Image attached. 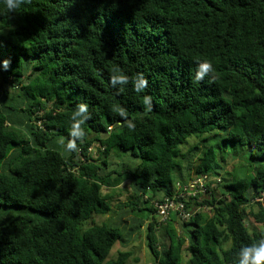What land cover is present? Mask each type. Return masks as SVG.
Returning <instances> with one entry per match:
<instances>
[{
    "label": "trees",
    "instance_id": "1",
    "mask_svg": "<svg viewBox=\"0 0 264 264\" xmlns=\"http://www.w3.org/2000/svg\"><path fill=\"white\" fill-rule=\"evenodd\" d=\"M4 59L0 264H125L130 251L108 260L121 222L86 226L115 204L133 215L129 235L146 227L152 264H238L264 234L250 223L264 225V0H30L13 12L0 0ZM113 65L127 83L110 84ZM80 102L85 136L66 151ZM204 175L220 181L183 199L182 232L175 212L160 223L155 198ZM125 181L131 196L117 203Z\"/></svg>",
    "mask_w": 264,
    "mask_h": 264
},
{
    "label": "rangeland",
    "instance_id": "2",
    "mask_svg": "<svg viewBox=\"0 0 264 264\" xmlns=\"http://www.w3.org/2000/svg\"><path fill=\"white\" fill-rule=\"evenodd\" d=\"M197 141H198L197 139L192 140L190 144H187L186 146L182 148V151L187 152L190 146L196 143ZM91 150L94 155L97 154L98 150L96 146H94ZM230 166H232V164H230ZM247 170L248 169L245 165H239L238 175L241 176ZM195 180L190 182V184L186 187L187 189L185 191H179L180 193H184L187 196L186 198H188L190 193L198 189V185L194 183ZM178 187L179 189H181L180 185H178ZM115 190L119 192L116 198L117 200L115 201V202L119 201L117 203L126 202L130 198L131 193H132V188H131L129 181L123 182L121 187H118ZM162 199H163L162 195H158V197H156L154 200V206L157 200H162ZM113 208H114V212L107 214V215H93L89 219V221L86 223V226H90L93 224H102L105 222L106 223L110 222L113 224L121 222L120 226L123 228L122 231L124 234L123 240L121 241L119 240L115 243V245L113 246L109 254L108 260L116 259L120 251H130L132 253L131 258L125 264H152L154 261V258L148 248L147 237H146V227L142 228L140 233L135 232L134 234L129 235L128 231L131 226L130 221L133 215L131 213H124L125 211H127V209H124V211L120 210L119 208L116 207V204L113 206ZM255 210H258V207H256ZM154 215L156 216L157 220H159L160 222V217L158 215L157 210L154 213ZM171 215L169 219L166 220L167 223L171 221L170 220ZM176 219H177L176 222H173V224L176 228H178L182 232L184 221L182 218H179V216H177ZM166 222H160V223L165 224ZM167 223L165 224V226L167 225ZM250 223L252 226L264 228V225L257 222L254 216H250ZM159 241L161 242L160 243L161 247L169 245V240L167 236H164V237L160 236ZM184 259H185V262L188 259V257L186 256V253H184Z\"/></svg>",
    "mask_w": 264,
    "mask_h": 264
},
{
    "label": "clouds",
    "instance_id": "3",
    "mask_svg": "<svg viewBox=\"0 0 264 264\" xmlns=\"http://www.w3.org/2000/svg\"><path fill=\"white\" fill-rule=\"evenodd\" d=\"M25 3H30V0H4V5L9 12L19 9ZM9 65L10 61L8 59H4L2 62H0V67H2L5 71L9 68ZM211 68L212 66L210 63H201L199 66V74L196 79L198 80ZM112 72H116L118 74H110V84H115L117 81L121 83H127V74H125V72L118 66L113 65L110 68V73ZM147 85L148 81L142 76L139 84L137 85V93L143 92ZM143 104L146 106V111L151 110L150 98L148 96H144ZM111 111L115 114H119L121 117L126 118L128 116L127 111L121 106H113ZM71 116L73 118V124L69 135L73 139H70L67 144H65L63 138L58 141V143L62 145L66 151H72L76 149L77 145L74 138H83L85 136V132L80 127V125L83 124L89 116L88 104L86 102L78 103L72 111ZM76 117H79L80 119L77 120L75 119ZM126 126L130 130L135 128V124L128 120H126ZM237 256L239 257L238 264H264V234H262L261 238L257 241L251 243L250 245L243 246L237 253Z\"/></svg>",
    "mask_w": 264,
    "mask_h": 264
},
{
    "label": "built area",
    "instance_id": "4",
    "mask_svg": "<svg viewBox=\"0 0 264 264\" xmlns=\"http://www.w3.org/2000/svg\"><path fill=\"white\" fill-rule=\"evenodd\" d=\"M211 180H213L214 182L220 181V178L213 177L211 179L207 175L197 178L194 183L198 185V189L190 193L189 196L190 195L195 196L197 193L205 194L207 190V184ZM187 186L181 187L180 185L181 189H179V191L181 190L185 191L187 189L186 188ZM186 197L187 196L184 193H181L177 195L176 197H172V198L166 197L163 199V201L155 202V207L157 208V212L160 217V222H166V220L169 219L172 212H175L179 216V218H182L183 220H189L191 216L193 215V212L186 208L185 202L183 201V199H188ZM200 210H201V207H198L195 209V211H200Z\"/></svg>",
    "mask_w": 264,
    "mask_h": 264
}]
</instances>
